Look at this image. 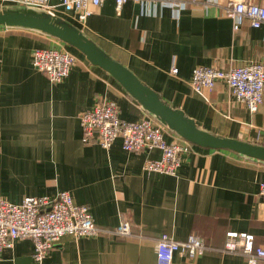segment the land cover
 Here are the masks:
<instances>
[{
  "label": "crops",
  "instance_id": "obj_1",
  "mask_svg": "<svg viewBox=\"0 0 264 264\" xmlns=\"http://www.w3.org/2000/svg\"><path fill=\"white\" fill-rule=\"evenodd\" d=\"M230 1L186 0L177 20L160 2L143 6L129 0L118 14L115 0H106L91 7L85 23L60 0L52 4L59 22L82 32L197 128L264 147V103L249 112L223 81L212 92L191 87L199 66L228 71L264 65V27L244 21L235 30L225 15ZM247 1L264 6V0ZM44 48L76 57L60 84L32 65L33 52ZM103 99L115 102L125 121L151 117L160 123L81 51L44 32L0 26V199L21 204L30 196L69 191L75 203L89 207L102 231L98 237L66 235L40 262L33 241L18 240L1 252L0 264H157L156 243L163 234L177 240L196 234L211 248L196 260L176 254L173 264H246L243 255L223 251L229 231L253 234L255 245L264 247V161L192 144L176 175L149 174L145 165L161 158L158 149L131 153L121 139L109 150L83 141L80 115ZM165 140L186 141L167 126ZM124 219L133 237L111 234Z\"/></svg>",
  "mask_w": 264,
  "mask_h": 264
},
{
  "label": "built area",
  "instance_id": "obj_2",
  "mask_svg": "<svg viewBox=\"0 0 264 264\" xmlns=\"http://www.w3.org/2000/svg\"><path fill=\"white\" fill-rule=\"evenodd\" d=\"M106 0H60V5L76 13V18L85 23L93 15L91 7H100ZM129 0H115L116 12L121 14ZM146 6L148 3H161L170 6L179 19L186 0H135ZM15 5L21 11L33 10L54 20H59L57 5L52 0H0V7ZM59 5V6H60ZM225 15L233 20L235 30H239L244 21L254 28L264 27V6L247 0H232L225 7ZM150 14L156 11L148 10ZM76 57L67 50L56 48L36 49L32 55V65L54 84H60L74 68ZM174 69L173 73L177 74ZM225 82L234 99L244 105L251 113H257L264 103V65L258 62L234 67L228 71L218 67L199 66L193 71L191 87L194 92L203 90L212 92L219 82ZM83 141L86 144L99 145L109 150L117 139L122 140L123 149L128 152H142L158 149L162 156L158 160L146 163V171L163 175H176L185 154L191 152V143L183 144L165 140V126L153 118L128 122L121 119L119 107L115 102L103 99L91 110L81 115ZM155 117V116H154ZM260 208L264 212V181L260 184ZM102 231L92 218L87 205L73 201L69 191L59 192L55 196H30L21 204H10L0 199V254L12 248L18 240H32L33 256L37 261L44 260L49 251L66 235L77 239L98 237ZM114 236L133 237L132 224L124 219L111 232ZM223 251L241 254L246 264H264V247L255 245V236L250 233L229 231L226 233ZM211 249L205 239L196 234L186 240H177L163 234L156 243L157 264H173L179 254L186 259L196 260Z\"/></svg>",
  "mask_w": 264,
  "mask_h": 264
},
{
  "label": "water",
  "instance_id": "obj_3",
  "mask_svg": "<svg viewBox=\"0 0 264 264\" xmlns=\"http://www.w3.org/2000/svg\"><path fill=\"white\" fill-rule=\"evenodd\" d=\"M0 26L28 28L44 32L81 51L91 64L103 68L119 81L130 94L138 98L148 113L155 116L161 124L178 133L187 142L215 150L229 149L249 158L264 161L263 146L217 137L207 131L200 130L180 110L165 104L154 90L144 85L122 64L103 55L82 32L71 29L63 22L27 10H8V12H0Z\"/></svg>",
  "mask_w": 264,
  "mask_h": 264
},
{
  "label": "rangeland",
  "instance_id": "obj_4",
  "mask_svg": "<svg viewBox=\"0 0 264 264\" xmlns=\"http://www.w3.org/2000/svg\"><path fill=\"white\" fill-rule=\"evenodd\" d=\"M8 10H17V11H21L17 6H15V5H8V6H6V7H3L2 9H1V7H0V12H8ZM27 11H30V12H34V13H36L35 11H33V10H27Z\"/></svg>",
  "mask_w": 264,
  "mask_h": 264
}]
</instances>
